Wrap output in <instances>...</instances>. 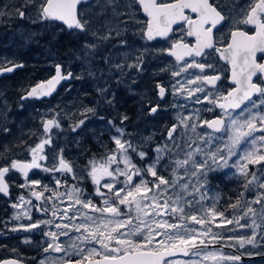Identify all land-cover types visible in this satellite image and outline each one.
Listing matches in <instances>:
<instances>
[{
    "label": "snow or ice",
    "instance_id": "obj_1",
    "mask_svg": "<svg viewBox=\"0 0 264 264\" xmlns=\"http://www.w3.org/2000/svg\"><path fill=\"white\" fill-rule=\"evenodd\" d=\"M91 6L90 0H0V21L52 28L54 38L57 32L82 38L77 59L89 66L105 45L128 49L119 62L101 57L117 84L131 70L140 76L149 52L172 58L160 69L167 82H154L157 102L142 95L141 115L171 111L173 122L163 124L157 139L156 133L128 132L126 113L117 123L98 115L97 107L83 106L69 125L72 132L84 131L92 118L105 127L88 129L103 151L81 166L65 156L67 145H54L66 131L62 121L77 114L58 111L59 105L49 109L40 116V129L27 133L33 143L0 145V195L13 209L0 220V237L39 232L44 240L36 247L45 255L35 264H242L243 256L264 257V0H104L101 12L89 14ZM108 9L112 18L98 23ZM129 34L166 41L167 47L137 48ZM23 67L0 58V76ZM54 69L20 100L51 97L62 81L83 78L60 64ZM87 74L97 76L91 67ZM109 88L105 80L96 92L115 108ZM4 109L0 132L10 134L3 123L6 103ZM105 132L112 147L102 139ZM75 144L80 147L79 140ZM13 148L30 158H17ZM37 173L47 174L48 182ZM218 173L236 182L225 204L211 183ZM14 188L22 191L13 198ZM22 243L32 241L25 237ZM10 251L16 256L0 264H29L17 248Z\"/></svg>",
    "mask_w": 264,
    "mask_h": 264
},
{
    "label": "rangeland",
    "instance_id": "obj_2",
    "mask_svg": "<svg viewBox=\"0 0 264 264\" xmlns=\"http://www.w3.org/2000/svg\"><path fill=\"white\" fill-rule=\"evenodd\" d=\"M14 2H18V0H3V3L6 4ZM103 4L104 1L102 2V0H94V2L91 3L92 6L88 9L89 14L101 12L100 6ZM105 18L111 19L107 16H100L97 22L103 23ZM0 32V58L6 57L16 62H25L24 64L27 66L33 67H40L41 65L47 66L48 64H52L53 61L68 60L66 65L68 69L73 71V76L80 75L83 77L82 79H72L70 88H66L65 91L56 97L54 101L45 103L43 106L41 104H32V106H30L31 110L27 104H23L17 97L12 101L10 100V97H7L5 100L2 98L0 103L4 100V104L0 113L4 112V105L6 103L8 109L7 119L3 120V123L7 124L11 133L4 134L0 132L1 145L6 143L10 144L14 141L19 143L20 140H25L29 144L33 143L35 137L29 140L27 135L29 130L40 129V116L49 109L56 108L57 105H59V108L57 109L58 111L63 109L66 113H76L77 115L70 116L69 119H64L62 121L66 131L61 134L59 141H54V145L58 147L67 145L65 148V156L69 159H75L81 166L85 164L88 157L92 154L95 153L99 155L103 149L100 148L97 137L94 136L91 131H88V129H95L99 132L105 127V123L92 118L86 122L84 131L78 129L77 132H72L69 125L78 117V109H82L83 106H95L97 107L98 115H102L106 119L115 118L117 123L119 122L118 109L124 104L128 105V99L123 98L121 94H118V91L122 86H127V79L124 77V82L117 84L109 75L108 65L105 64L101 57L111 55L115 58L114 62H119L120 57H122L124 52L128 51V49L112 47L111 44L105 45L99 51L94 63L89 66L82 59H77V57H82V53H80L79 49L83 39L74 37L68 32H57L54 38L52 28L45 30L39 25H32L26 21L20 20H11L8 22L0 21ZM32 33H36V35H31ZM146 58L147 60H150L152 65L145 67L144 64L145 71L140 76L148 73L153 83L155 80H164L167 82L169 79L168 74L161 72L160 69L164 67L169 60L165 59L164 56L153 55L151 52L146 54ZM48 60L50 61L49 63L46 62ZM89 67H91L92 71L97 72L95 78L88 76L87 69ZM98 70L103 71L104 76L102 78L100 77V71ZM105 80H107L110 85L109 91L115 92V108H110L107 105H104L103 100H101L96 92V87L104 86ZM151 98L154 100V96ZM17 104L18 106L20 104L24 105L23 111H21L22 108H19L20 106L17 107ZM196 107L200 106L196 105ZM166 114L170 115L169 117L173 119L174 114L171 111L166 112ZM161 125L160 122H150V130L146 131L137 128H129L126 123L124 126H126L128 132L133 134L149 135L156 133L157 135L159 134V131L162 130ZM55 131L56 130H54V132ZM102 139L109 147H112L111 142L108 140V133L105 132ZM76 140H79L80 147L76 146ZM81 149L84 150L83 153ZM12 151L13 153H19L17 158H30L21 148H13ZM40 175L44 177V182L47 183L49 180L48 175L45 173H40ZM213 175L218 178L212 180L211 183L215 185V191H218L221 194V204H225L227 203V197L234 195L236 182L229 179L225 173ZM16 176H19V174ZM36 178H40V176H36ZM211 194L212 193H210V195ZM43 240L44 238L42 237L40 243H42ZM259 250L261 249H257L256 251ZM223 251L228 254H233V252H230L228 249H223ZM241 251L243 252L244 250ZM44 255V253L40 252V256L37 260L42 259ZM242 264H264V257L258 260L247 261Z\"/></svg>",
    "mask_w": 264,
    "mask_h": 264
},
{
    "label": "flooded vegetation",
    "instance_id": "obj_3",
    "mask_svg": "<svg viewBox=\"0 0 264 264\" xmlns=\"http://www.w3.org/2000/svg\"><path fill=\"white\" fill-rule=\"evenodd\" d=\"M104 0H102L103 2ZM94 2V0H90V3ZM116 3L118 5H122L124 3V0H116ZM101 9V7H100ZM102 10V9H101ZM104 17V16H103ZM107 17L112 18L111 9H108L107 11ZM129 42L132 43L134 40L136 42V47L139 48L140 44H152L156 45V47L163 48L167 47V42L160 40V41H153V42H146V41H139L138 38L132 37L130 34L128 36ZM59 52V51H58ZM61 53V52H60ZM165 59L171 60L172 58L164 56ZM49 63L50 61H46ZM24 65L23 68L17 69L15 72L6 74L4 76H0V100L4 98V100L7 97H10V100L12 101L15 97H17L20 100L21 95L24 93L26 89H28L30 86L35 85L38 82L44 81L49 79L51 76L55 74L54 65L60 64L63 66L64 70L71 71L72 70L67 68L66 63H68V60H59V61H53L52 64H48L47 66L41 65L40 67H33V66H27L24 64L25 62H19ZM223 64V62H221ZM26 65V66H25ZM150 60H147L145 55V67L151 66ZM227 67V66H225ZM224 74L230 75L229 72L225 71ZM135 76L136 83L132 84L129 77ZM127 79V86H122L121 89L118 91V94H121L123 98L128 99V105L124 104L118 109V113H126L129 116V121L126 122L129 128H137L140 130H150L149 124L150 122H160L163 126V124H171L173 122V119L169 117L170 115L166 114V112H161L158 114L156 118L152 117H146L141 115V97L145 93L149 97L154 96L153 103H156L154 92L152 91L153 88V81L150 79V76L147 74H144L142 76H136L134 73V70L129 71ZM72 83V80L63 81L58 90L53 94V96L49 98H42V99H28L26 101H22L23 104H27V106H32V104H41L42 106L45 103H49L55 100L56 97H58L63 91H65L66 88H70ZM4 100L2 103H0V111L2 110ZM21 101V100H20ZM163 106L164 102H160ZM17 107L18 104H17ZM21 108V107H19ZM24 108L21 109L23 111ZM31 110V108H30ZM38 110V109H37ZM208 115V114H206ZM157 139H159V134H157ZM1 142V140H0ZM1 145V143H0ZM21 159H24L23 157ZM31 176V173H30ZM37 176H40V178L45 181L44 177L40 175V173H37ZM36 178V177H35ZM22 178L20 176H16V183H21ZM22 191L21 189H13V198L15 195ZM227 191V189H226ZM13 209L9 206V202L7 198L0 195V220H7L8 217L12 214ZM34 218H38L39 214L33 213ZM27 223V221H25ZM28 237L31 239L32 244H24L22 243V240ZM42 240V236L39 234V232L34 233H13L9 236L0 237V244L7 245V249H0V259L3 258H13L16 256V253H13L10 251L11 248L15 247L19 250V253L23 255L29 262V264H35L36 260L40 256V252L38 248L36 247L37 243ZM229 250L230 252L236 253V249L232 248H225V250ZM240 252H242L240 250ZM35 258V259H33ZM263 258V257H261ZM259 258V259H261ZM258 260V259H256ZM247 261H253V260H242V263H246Z\"/></svg>",
    "mask_w": 264,
    "mask_h": 264
},
{
    "label": "water",
    "instance_id": "obj_4",
    "mask_svg": "<svg viewBox=\"0 0 264 264\" xmlns=\"http://www.w3.org/2000/svg\"><path fill=\"white\" fill-rule=\"evenodd\" d=\"M63 82V81H62ZM62 82L57 86V89H56V91L58 90V88L60 87V85L62 84ZM55 93V92H54ZM53 93V94H54ZM53 96V95H52ZM44 98H49V97H44ZM259 258H261V256H252V257H248V256H243L242 257V260H256V259H259Z\"/></svg>",
    "mask_w": 264,
    "mask_h": 264
},
{
    "label": "bare ground",
    "instance_id": "obj_5",
    "mask_svg": "<svg viewBox=\"0 0 264 264\" xmlns=\"http://www.w3.org/2000/svg\"><path fill=\"white\" fill-rule=\"evenodd\" d=\"M1 33V32H0ZM1 38V37H0ZM9 40V39H8ZM52 40V39H51ZM1 41V40H0ZM70 50V49H69ZM72 50V49H71ZM16 51V50H15ZM70 53V52H69ZM69 55V54H68ZM83 66V65H82Z\"/></svg>",
    "mask_w": 264,
    "mask_h": 264
}]
</instances>
